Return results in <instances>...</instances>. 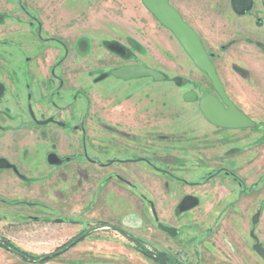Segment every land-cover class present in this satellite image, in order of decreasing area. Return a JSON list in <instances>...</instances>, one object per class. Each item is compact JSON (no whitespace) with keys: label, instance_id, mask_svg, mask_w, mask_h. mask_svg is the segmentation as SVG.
<instances>
[{"label":"rangeland","instance_id":"374dc122","mask_svg":"<svg viewBox=\"0 0 264 264\" xmlns=\"http://www.w3.org/2000/svg\"><path fill=\"white\" fill-rule=\"evenodd\" d=\"M181 1L227 96L253 127L219 128L203 117L198 99L214 93L210 80L141 0H0V152H17L14 169L0 180V242L36 259L106 222L185 264H237L236 256L214 249L229 237L248 246L249 264H264L248 236L253 231L264 248V10L259 0L243 15L232 12L229 0ZM124 64L147 65L164 78L119 80L110 72ZM188 91L196 100L183 99ZM29 113L64 125H35ZM103 143L123 145L119 158L149 143L165 160L158 166L183 180L157 171L152 177L144 163H117L111 168L120 166L132 186L120 183L98 165L115 156L98 155ZM83 144L96 163L84 159ZM48 152L70 159L55 163ZM239 182L249 187L248 207H222L237 196ZM184 195L199 204L176 207ZM149 199L159 221L177 228L174 238L157 228ZM223 224L228 229L221 232ZM29 257L0 246V264H159L104 227L50 260Z\"/></svg>","mask_w":264,"mask_h":264},{"label":"water","instance_id":"95a60500","mask_svg":"<svg viewBox=\"0 0 264 264\" xmlns=\"http://www.w3.org/2000/svg\"><path fill=\"white\" fill-rule=\"evenodd\" d=\"M141 2L159 24L172 33L193 64L200 71L205 73L210 80L214 93L207 92L198 99V107L204 118L209 123L224 128L235 129L254 126V122L227 96L211 60L212 54L207 52L198 33L182 18L181 14L169 0H141ZM251 5L252 0H231V7L237 14H244L251 8ZM109 46L119 50V46L114 42L110 43ZM110 73L114 77L123 80L141 77H152L154 80H162L164 78V75L158 70L142 64L122 65L112 69ZM175 81L177 82V79ZM196 98L197 95L194 91H188L183 95L185 101H194ZM31 116L35 118L32 113ZM49 122H53V119L36 120L37 124H46ZM56 123L58 125H63L62 122ZM1 162L2 160H0V164ZM256 219L255 216L253 220L256 221ZM159 227L165 231L172 229L163 225H159ZM120 232L126 234L123 231ZM83 237L84 234L79 235L72 240L65 249L67 250L73 247L80 242ZM0 246L5 247V244L0 242ZM254 248L264 257L263 248L258 244H256ZM16 254L18 255L19 253ZM156 258L160 260L158 256Z\"/></svg>","mask_w":264,"mask_h":264},{"label":"flooded vegetation","instance_id":"af4514ba","mask_svg":"<svg viewBox=\"0 0 264 264\" xmlns=\"http://www.w3.org/2000/svg\"><path fill=\"white\" fill-rule=\"evenodd\" d=\"M255 3H256V0H252L251 8L247 12H245L244 14L249 13L250 10L255 5ZM259 4L262 7V10H264V0H259ZM229 5H230V8H231L233 13H235L236 15H243V14H237L233 10V8L231 7V0H229ZM142 65H144V64H142ZM145 66H147V65H145ZM52 73H53V70H52ZM150 78H152V77H150ZM117 79L123 80V79H120V78H117ZM136 79H138V78H136ZM129 80H135V79H129ZM29 112H31L30 108H29ZM29 116L32 119V121L35 122V125H44V124H37L36 120H40V119H37L36 117L33 118L30 115V113H29ZM47 118H52L53 119V115H49L45 119H47ZM41 120H44V119H41ZM56 122H62V121L58 120V119L57 120L53 119V122H49V123H53V124H55V125H57L59 127H63L64 122H62L63 125H58ZM211 125H213V124H211ZM213 126H215V125H213ZM215 127H218V126H215ZM219 128H224V127H219ZM244 128H248V127H244ZM225 129H233V128H225ZM235 129H242V128H235ZM120 143H118L117 145H120ZM105 145H107V143H103L102 147L99 148L98 155H101L102 157H107V156L113 154L115 156L110 158L107 162H98V165L102 169L111 170L112 174L108 175V177H110V178L114 177L120 183H123V184H125L127 186H132L130 178L125 173L124 174L122 173L120 166H118V167L116 166L115 169L111 168V166H113L114 164H117V163H119V165H121V164H134V163H138V162L139 163H144V164L147 165V167L152 169L151 173L149 172L151 174V176L154 175V174H152V173H154L153 171H157V173L162 175V176L171 177V175H172L177 180H183L179 176H176V175L172 174V172L170 170H168L167 168L158 166L160 164H163V161H165V160H164L163 157L159 158V156H157V154L154 153V147L152 145H150L149 143L145 144V146H143V148L140 147V146L138 147L139 149H144L147 153H145L143 151H140L137 147L132 148V149L130 148L129 151L124 152L125 154H128L125 158H119V156H118V154L119 155L123 154V152H122V148L123 147L122 148L120 147V146H123V145H120L118 147L115 146L113 148L106 147ZM103 147L110 148V151H108L107 154L103 153V151H102ZM124 148L128 149L127 146H125ZM82 150H83L82 151L83 152V157H84V159L86 161H88L90 163H96L97 162L95 158H91L89 156L88 148L84 144L82 146ZM143 154L144 155L146 154V156H144ZM53 155H55V156H53ZM66 158L70 159V157H67V156H61L60 157L57 154H55L54 152H48L46 154V159L47 160H53L55 163H58V162L61 163ZM12 163L15 164V162H12ZM9 168H10V170L14 169V167L13 166L11 167V165H9ZM217 169L218 170H222V172H224L225 174L230 176V178L235 179V177H234L235 174L232 173V172H229L228 170L226 171L225 167L221 166V167H218ZM161 178L165 180V178H163V177H161ZM190 184H195V183L191 182ZM238 186H241V189L237 190V192H236L237 196L235 198H233L232 197L233 194H231V200H228L227 205L224 204V205H222V207H226V208L230 207L232 211H236L238 209L239 210H244L245 207H248V205H249V194H250L249 187L244 186V183H241V182H239ZM149 189H150L149 192H151V191H153L154 188H153V186L152 187L149 186ZM217 191L218 190H215V194H219L220 193L219 191L218 192ZM220 191H221V189H220ZM227 194H230V192L229 193L225 192L224 194L222 193V196H225ZM218 196L219 195H216V198H215V196H213V200H215L217 202L218 198H219ZM199 202H200V200H198L197 197H194V199H193V197H191V196L184 195L181 199H179L176 202V207H180L181 210H183V211L184 210H188V209L190 210V208H192V206L193 207L197 206L199 204ZM179 204H180V206H179ZM148 205H149V209H150V212H151V216H152L153 221L155 222L157 228L160 231H162L164 234L169 236L170 238H174L177 235V233H178L177 228L174 225H170L169 223H164L162 221H159L158 210H157V207H156L155 202L153 201V199H149L148 200ZM254 217L255 216H253L252 221H254L253 220ZM61 221L62 220L59 219V218L56 219V222H61ZM100 224L101 225H99V226L92 227L91 229H87L86 231H84L82 233V234H84L83 239L85 237H87L90 234V232L92 230H94V229L101 228V227L110 228L113 231H116L119 234H121L122 236L128 238L131 242L135 243V245L138 246L151 260H154V261L158 262L159 264H185L178 257V254H166V253L158 252V251H155V250H152V249L143 248V244H142V242L139 239L135 238L134 236H132L131 234H129L127 231L123 230L122 228H120L118 226H115V225H109L106 222H101ZM230 224H233V223H230ZM234 224H236V223H234ZM242 224H244V222H242ZM246 224H249V223L246 222ZM159 225H163V226H166V227H169V228H172V229L169 230V231H165V230L161 229L159 227ZM223 225L220 228L221 232H222V228H224L225 230L228 229L226 227V224H223ZM246 227H247V225H246ZM247 230H248V227H247ZM120 231H123L126 234H123ZM232 232L235 235L238 234L236 228ZM216 233H217V231H216ZM223 235H225V234H223ZM248 236L251 237L252 240H253V244L251 246L252 251L257 255V257H259L264 262V257L262 255H260L259 252H257V250L254 248V246L256 244H258L261 248H263L260 245V243L258 242L257 236L254 234L253 231H249V230H248ZM229 238H230L229 239V244H227L226 247L222 246L221 244L215 245L217 247V248L216 247L214 248L217 251L216 255H224L225 258L231 257L232 259L235 258V257L232 256V255H234V256H236L237 264H249V262H248L249 256H248V252H247L248 251V246H246V244H244V242L241 243V242L238 241L236 243L234 240L231 239V237H229ZM220 239H222V237ZM135 240H137V241H135ZM215 242H217V241H215ZM225 249H227V250H225ZM221 250H224V252H222ZM157 256L160 258V260H158L156 258ZM183 259H184V261H186L185 257Z\"/></svg>","mask_w":264,"mask_h":264},{"label":"crops","instance_id":"0c3cea01","mask_svg":"<svg viewBox=\"0 0 264 264\" xmlns=\"http://www.w3.org/2000/svg\"><path fill=\"white\" fill-rule=\"evenodd\" d=\"M170 1V0H169ZM173 1V6L178 10V12L181 14L182 18L186 21L185 18H187L188 20L190 19H194V17L191 16V14L189 13V11L187 10V8L185 7V5L182 3L181 0H172ZM218 2L220 3H223L224 0H217ZM187 16V17H183V16ZM187 22V21H186ZM188 23V22H187ZM189 25L192 24V23H188ZM191 26V25H190ZM192 27V26H191ZM193 28V27H192ZM194 29V28H193ZM195 30V29H194ZM169 31V30H167ZM199 35V34H198ZM200 37V36H199ZM201 39V37H200ZM202 41V40H201ZM203 43V41H202ZM204 45V44H203ZM9 121L6 123L8 124ZM8 144L11 143L9 141H7ZM18 148V147H17ZM19 150L21 151V153H23V151L25 150V142L22 141V144H21V147L19 146ZM16 151L13 152V153H8V155H6V153L4 152H0V158H6L4 160H2L1 164H0V180L3 182L4 180H6L9 176L7 170L9 171L10 168H9V165L12 163V162H16Z\"/></svg>","mask_w":264,"mask_h":264},{"label":"trees","instance_id":"16d2710c","mask_svg":"<svg viewBox=\"0 0 264 264\" xmlns=\"http://www.w3.org/2000/svg\"><path fill=\"white\" fill-rule=\"evenodd\" d=\"M3 243V242H2ZM5 244V243H4ZM67 246V245H66ZM66 246H64V247H62V249H60V250H56V251H54V252H52V253H49V254H45V255H42V256H40V257H38V258H36V259H32V258H30L28 255H26L25 253H23V252H21V251H19V250H17V249H14L13 247H11L10 245H7V244H5V247L4 248H6L7 250H9V251H11L12 253H19L18 255H20V257H22V258H24V259H27L28 257L30 258V259H32V261L33 260H37L36 262L37 263H42V262H45V261H47V260H50V259H52L53 257H56L57 255H59V254H61L62 252H64V251H66ZM40 260V261H39Z\"/></svg>","mask_w":264,"mask_h":264}]
</instances>
